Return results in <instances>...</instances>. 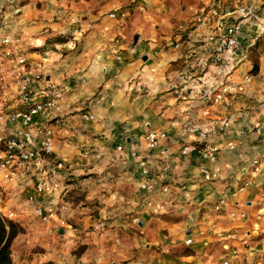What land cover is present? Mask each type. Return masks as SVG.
<instances>
[{"label": "crops", "instance_id": "1", "mask_svg": "<svg viewBox=\"0 0 264 264\" xmlns=\"http://www.w3.org/2000/svg\"><path fill=\"white\" fill-rule=\"evenodd\" d=\"M216 1L234 6V0H0V23L19 39L28 62L62 91L60 112L49 122L55 133L50 163L67 189L63 199L70 207L60 216L63 225L57 220L41 224L25 209L23 232L10 248L12 264H222L220 239L210 223L238 236L230 244L239 254L229 264H264V159L253 133L264 128V28L247 23L239 39L231 79L251 76L244 98L214 106L204 117L200 98L174 87L185 66L191 77L198 71L196 59L187 55L197 47L195 39L184 40L177 51L170 46L178 40L177 26ZM245 4L264 19V0ZM124 9L127 15L121 17ZM109 13L116 17L108 18ZM66 33L72 40L50 49L45 45ZM135 34L140 41L132 53ZM115 38L119 61L111 51ZM190 110L209 131L211 144L224 147L235 140V151L221 150L213 165L196 153L180 158L181 145L194 140L180 134ZM83 114L95 121H84ZM226 119L236 135L219 131ZM145 130L167 134L160 149L171 157L163 178L170 192L153 197L150 207L143 206L142 177L128 153L131 148L146 152ZM118 145L123 153L116 151ZM160 149L146 152L152 175L160 173ZM250 156L262 159L263 172L252 190L234 199L230 195L243 179L241 161ZM203 166L218 170V179L204 181ZM221 198L226 203L215 213L213 205ZM229 212L246 218L230 220ZM97 221L106 225L98 232L92 229Z\"/></svg>", "mask_w": 264, "mask_h": 264}, {"label": "built area", "instance_id": "2", "mask_svg": "<svg viewBox=\"0 0 264 264\" xmlns=\"http://www.w3.org/2000/svg\"><path fill=\"white\" fill-rule=\"evenodd\" d=\"M256 1L250 0L252 3ZM126 15L125 9L120 12L121 17ZM107 16L114 19L116 14L109 13ZM226 19H233V22L227 23ZM247 23L264 28V19L258 16L254 6H247L245 0H234L233 7L216 1L206 11L195 15L189 23L177 26L178 40L170 46L177 51L181 49L184 40L195 39L197 47L191 48L187 55L196 59L198 71L191 77L189 69L185 66L174 78V87L200 98L201 113L204 117L209 116L210 109L214 106L242 99L251 90L250 75H244L236 83L231 79L238 65L234 59L239 39ZM118 44L119 39L115 38L111 45V51L116 54L117 61L120 60ZM35 86L38 88L34 91ZM62 97V91L56 88L49 76L28 62L19 39L8 30L7 23L1 22L0 219L5 224L19 226L23 221L25 209H30L31 216L41 224H49L53 220L64 224L60 216L68 214L70 207L63 199L67 189L51 170L50 157L53 154L55 133L49 124L60 112ZM81 117L86 122L95 121L91 114H83ZM231 125L229 119L222 121L219 130L221 134L228 131L236 135L237 131ZM253 133L262 143L264 159V128L255 127ZM180 134L183 137L194 136L193 142H185L179 148L180 158L196 153L198 158L213 165L217 163L221 150L232 153L237 147L235 140H230L224 147L221 144H211L209 131L203 128L191 110L185 113ZM166 138L165 132L146 130L142 136L145 151L160 149L161 142ZM116 151L123 153L124 149L118 145ZM146 152L131 148L128 153L137 163L142 177L139 191L143 196V206L150 207L153 197L165 196L170 192V187L163 178L170 170L171 157L165 150L160 149L157 160L160 173L152 175L147 163L149 155ZM241 163L239 171L243 179L230 195L234 199L252 190L254 181L263 172L260 157L250 156ZM200 174L206 182L218 179V170L210 171L206 166L200 168ZM225 203V198L219 199L213 205V211L220 213ZM228 218L243 220L246 215L229 212ZM105 226L104 221H97L92 229L98 232ZM209 227L220 239L222 264H229V260L239 254L230 244L238 238L236 232L225 230L214 223H210ZM258 231L256 224L253 232ZM185 244L189 245L190 240H186ZM244 246L248 247L247 244Z\"/></svg>", "mask_w": 264, "mask_h": 264}, {"label": "trees", "instance_id": "3", "mask_svg": "<svg viewBox=\"0 0 264 264\" xmlns=\"http://www.w3.org/2000/svg\"><path fill=\"white\" fill-rule=\"evenodd\" d=\"M22 232V229L14 224H5L0 219V264H12L11 244Z\"/></svg>", "mask_w": 264, "mask_h": 264}, {"label": "rangeland", "instance_id": "4", "mask_svg": "<svg viewBox=\"0 0 264 264\" xmlns=\"http://www.w3.org/2000/svg\"><path fill=\"white\" fill-rule=\"evenodd\" d=\"M80 20L81 19H78V24L77 25H80ZM74 28L77 29V30H79V27H74ZM75 29H73L74 32H75ZM71 36H72V34H71ZM71 36H70V34H67V33L66 34H59V35L57 34V36H53L54 38L53 37L48 38V40H46L47 43H45V45L50 49L51 46H54L55 44L65 43V42H68V40H72V37ZM89 123H92V122H89ZM22 232H23V230H22Z\"/></svg>", "mask_w": 264, "mask_h": 264}, {"label": "water", "instance_id": "5", "mask_svg": "<svg viewBox=\"0 0 264 264\" xmlns=\"http://www.w3.org/2000/svg\"><path fill=\"white\" fill-rule=\"evenodd\" d=\"M139 41H140V36L138 34H135V36L133 37L132 42L130 44V48H129L130 52L133 53L135 51ZM142 60L143 61L146 60L145 57H143Z\"/></svg>", "mask_w": 264, "mask_h": 264}]
</instances>
